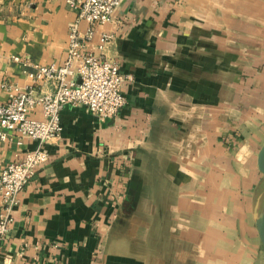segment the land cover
Returning a JSON list of instances; mask_svg holds the SVG:
<instances>
[{
  "label": "crops",
  "instance_id": "1",
  "mask_svg": "<svg viewBox=\"0 0 264 264\" xmlns=\"http://www.w3.org/2000/svg\"><path fill=\"white\" fill-rule=\"evenodd\" d=\"M77 15L68 0H0V104L4 85L64 64ZM86 52L132 77L127 103L104 122L65 107L0 264H264V0H124ZM17 140H0V173L38 146Z\"/></svg>",
  "mask_w": 264,
  "mask_h": 264
},
{
  "label": "built area",
  "instance_id": "2",
  "mask_svg": "<svg viewBox=\"0 0 264 264\" xmlns=\"http://www.w3.org/2000/svg\"><path fill=\"white\" fill-rule=\"evenodd\" d=\"M123 1L68 0L78 15L69 25L64 64L35 67L29 74L31 85L24 88L4 85L12 98L0 104V140L12 139V134H17L19 145L29 138L37 141L38 146L27 151L21 160L7 164L0 173V195L5 207L0 215V239L9 232L11 211L18 204V196L36 172L50 161L44 146L61 136V115L65 107H86L104 122L118 115L126 105L124 86L132 77L123 74L118 63L86 52L88 41L95 36V27L112 22ZM83 23L87 24L85 30ZM112 39L114 34L102 32L98 48L105 51ZM47 82L54 85V92H39L38 87ZM36 111H40V117L35 116Z\"/></svg>",
  "mask_w": 264,
  "mask_h": 264
},
{
  "label": "water",
  "instance_id": "3",
  "mask_svg": "<svg viewBox=\"0 0 264 264\" xmlns=\"http://www.w3.org/2000/svg\"><path fill=\"white\" fill-rule=\"evenodd\" d=\"M258 168L264 175V145L258 155ZM256 225L259 233L260 240L264 247V209L256 214Z\"/></svg>",
  "mask_w": 264,
  "mask_h": 264
},
{
  "label": "rangeland",
  "instance_id": "4",
  "mask_svg": "<svg viewBox=\"0 0 264 264\" xmlns=\"http://www.w3.org/2000/svg\"><path fill=\"white\" fill-rule=\"evenodd\" d=\"M263 193H264V189H263V191H262ZM263 201H262V204H261V211L264 209V195H263ZM256 200H257V197L254 199V202H253V207H254V205H255V202H256ZM251 207V206H250Z\"/></svg>",
  "mask_w": 264,
  "mask_h": 264
}]
</instances>
